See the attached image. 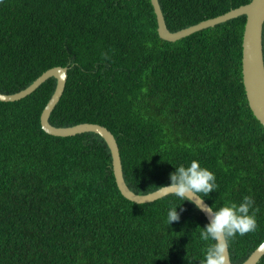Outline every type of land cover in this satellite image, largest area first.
I'll return each instance as SVG.
<instances>
[{
  "label": "trees",
  "instance_id": "obj_1",
  "mask_svg": "<svg viewBox=\"0 0 264 264\" xmlns=\"http://www.w3.org/2000/svg\"><path fill=\"white\" fill-rule=\"evenodd\" d=\"M250 1L158 0L172 32ZM245 23L238 16L170 42L150 0H0V92L67 67L50 124L106 127L133 192H153L198 160L216 177L217 189L201 194L210 207L251 196L256 229L228 247L242 264L264 241V128L242 82ZM262 50L264 61V25ZM55 88L49 77L0 101V264H201L208 221L193 203L171 194L132 202L100 135L42 130ZM171 206L180 219L167 226Z\"/></svg>",
  "mask_w": 264,
  "mask_h": 264
},
{
  "label": "water",
  "instance_id": "obj_2",
  "mask_svg": "<svg viewBox=\"0 0 264 264\" xmlns=\"http://www.w3.org/2000/svg\"><path fill=\"white\" fill-rule=\"evenodd\" d=\"M150 1L156 15L158 35L161 39L170 42H174L203 29L214 27L217 24L238 16H246L242 40V82L249 108L264 128V61L262 50L264 0H251L249 3L229 10L222 15L200 21L197 24L175 32L167 28L158 0ZM67 73V67L56 66L47 69L25 89L13 94H4L0 92V101H18L35 91L49 77H54L56 79V88L40 114V125L42 130L56 137L74 136L85 132H92L100 135L110 150L112 170L116 185L122 195L128 200L141 204L152 202L170 194L161 188L146 194H137L128 187L123 177L121 157L117 142L114 135L106 127L94 123H79L68 127H57L50 124L49 117L64 91ZM192 199L196 204L200 205V211L209 222L211 215L206 211V209L210 207L209 204L203 198V203H201V198L199 196H193ZM226 256V264H232L228 249ZM263 256L264 241L242 264H257Z\"/></svg>",
  "mask_w": 264,
  "mask_h": 264
},
{
  "label": "clouds",
  "instance_id": "obj_3",
  "mask_svg": "<svg viewBox=\"0 0 264 264\" xmlns=\"http://www.w3.org/2000/svg\"><path fill=\"white\" fill-rule=\"evenodd\" d=\"M169 181L167 185L159 187L182 201L193 203L198 209L200 205L196 204L192 197L201 198V194L207 196L218 187L215 174L202 167L198 160H192L187 167H176V170L169 174ZM253 206L254 199L244 196L238 204L228 201L218 208L211 206L206 209L211 219L206 225L199 227V239L206 242L201 264H226V253L231 239L256 229ZM176 208L177 206H171L168 209L167 226L179 221L180 214Z\"/></svg>",
  "mask_w": 264,
  "mask_h": 264
}]
</instances>
